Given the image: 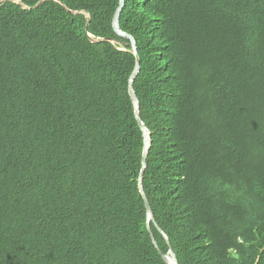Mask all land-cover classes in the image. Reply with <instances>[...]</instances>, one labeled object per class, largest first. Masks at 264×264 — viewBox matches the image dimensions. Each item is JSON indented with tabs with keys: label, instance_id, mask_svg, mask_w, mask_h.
Here are the masks:
<instances>
[{
	"label": "trees",
	"instance_id": "obj_1",
	"mask_svg": "<svg viewBox=\"0 0 264 264\" xmlns=\"http://www.w3.org/2000/svg\"><path fill=\"white\" fill-rule=\"evenodd\" d=\"M118 3L0 0V264H166ZM119 28L178 264H264V0H124Z\"/></svg>",
	"mask_w": 264,
	"mask_h": 264
},
{
	"label": "water",
	"instance_id": "obj_2",
	"mask_svg": "<svg viewBox=\"0 0 264 264\" xmlns=\"http://www.w3.org/2000/svg\"><path fill=\"white\" fill-rule=\"evenodd\" d=\"M123 5H124V0H119L117 10H116V12L112 18V29L119 37L124 38L128 41V44L130 47V52L134 56V59H135L133 70L130 73L129 78H128V94H129V98H130L132 105H133L134 118L137 122L138 127L141 130L142 138H143V149H142V156H141V170H140L138 181H137L138 190H139V193H140L142 200L144 202L146 217H147V229H148V232H149L153 246L156 248L160 257L162 258V260L166 264H178L176 256H175L174 252L172 251V248L170 247V244H169L166 236L163 234L161 229L158 227V225L154 221L149 203H148L147 198L145 196V193L143 191L142 180H143V173L145 170L146 155L148 153V149L150 146V135H149V132L144 127L143 123L141 122V120L139 118V102H138V99H137V97L134 93V90H133V83H134L136 75L138 74L139 69H140V59H139V55L137 53L136 44L130 35L122 32L119 28V15L122 11ZM149 222H152V224L154 225L157 232L159 234H161L163 239L165 240V243L168 247L166 254L161 253L160 250L158 249V246L154 240V237L149 230V226H148Z\"/></svg>",
	"mask_w": 264,
	"mask_h": 264
}]
</instances>
